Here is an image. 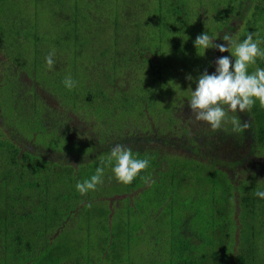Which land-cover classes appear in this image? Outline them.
Returning a JSON list of instances; mask_svg holds the SVG:
<instances>
[{
    "label": "trees",
    "instance_id": "16d2710c",
    "mask_svg": "<svg viewBox=\"0 0 264 264\" xmlns=\"http://www.w3.org/2000/svg\"><path fill=\"white\" fill-rule=\"evenodd\" d=\"M35 1L25 2L24 13L15 14L25 22V32H0V264H54L68 258L78 264L82 248L96 250V264H119L121 256L127 262L137 215L146 208L141 195L150 185L155 192L150 207L158 206L151 208V220L167 214L161 217L171 221L169 229H158L184 246L183 264H202L207 256L195 252L202 241L199 215L206 209L215 216L213 238L220 240L212 260L249 264L250 251L264 243V199L254 195L264 191V108L257 101L251 111L229 112V119L251 122L246 131L234 133L230 122L213 131L195 121L188 101L199 75L205 70L212 74L216 59L230 56L215 48L203 53L194 47L195 38L206 32L214 44H222L225 34L242 41L252 33L264 50L259 26L264 0H175L170 6L164 0H120V12L110 19L102 16L103 0H84L80 8L77 0L71 6L52 0L56 26L73 32L85 50L91 46L81 57L76 46L67 56L55 51L51 70L45 56L56 49L47 33L40 26L27 30L39 25L34 8L44 3ZM210 10L216 13L208 24L200 14ZM257 68H264V58L258 57L248 71ZM68 75L77 82L71 91L62 83ZM118 80L131 91L113 89L115 98H107L104 90L116 87ZM118 106L126 112H134L129 110L134 106L137 112L123 122L130 128L122 141L117 136L114 142L85 146L86 138L98 136L91 117ZM110 125L122 129L120 122ZM117 144L148 159L149 166L127 185L107 176V184L114 186L112 198L107 192L81 195L76 183L97 167L110 168L101 165V158ZM94 199L101 202L100 215L89 213L86 219L103 227L98 245L70 249L63 240L70 236L71 217L80 211V218L81 209ZM230 238L236 243L234 255L222 242Z\"/></svg>",
    "mask_w": 264,
    "mask_h": 264
},
{
    "label": "rangeland",
    "instance_id": "374dc122",
    "mask_svg": "<svg viewBox=\"0 0 264 264\" xmlns=\"http://www.w3.org/2000/svg\"><path fill=\"white\" fill-rule=\"evenodd\" d=\"M76 0H60L56 2L54 5H64L65 2L67 5H73V2ZM77 6L80 8L83 7V1L84 0H77ZM120 0H103L102 3L106 7V10L102 13V16L104 18L110 19L115 14H118L119 7L118 2ZM132 1V0H129ZM137 3H141L142 0H136ZM185 3H189V0H182ZM225 1V0H222ZM27 3H38L35 0H0V32H9L12 36H16L17 32H25V22L18 16H16V12L19 14L24 13V9H22V5ZM165 4L167 6H170V4H173L175 0H164ZM43 5H38L37 8H34L37 11V15L39 16V25L37 24H31L27 27L28 31H35L39 29L43 33H47V38L49 40V43L52 44L55 47V51L57 52L58 56H67V52L73 50V46H76L79 48L81 54L80 57L84 54H87L88 48L90 49V46L85 50L84 44L80 45L78 44L71 36L73 32H63L61 28H58L55 23H57L58 17L54 13L52 0H43ZM231 1L225 5L226 7H229L231 5ZM65 7V6H64ZM195 7V6H194ZM50 8V10L48 9ZM64 9V8H63ZM67 12V11H64ZM215 10L209 11L207 13L200 14V17L203 18V21L210 24V19L215 16ZM67 14L62 13L61 17H65ZM209 19V20H207ZM208 26V25H207ZM260 28L264 29V22H260L259 24ZM94 32H102L100 29H97ZM92 33V32H91ZM240 32H238L239 34ZM244 33V32H243ZM102 35L103 32L101 33ZM61 36V39H58V36ZM245 35H240V38H244ZM12 47V46H11ZM86 51V52H85ZM85 52V53H84ZM2 54V53H1ZM5 60V58L3 59ZM156 63V60H155ZM138 79V78H137ZM95 80H92L94 82ZM84 84L87 83V79H84ZM116 84V87L108 88L104 90L106 92L105 96L108 98H115L117 92L113 91V89H118L122 91L130 90L126 86V83L124 81L118 80ZM118 86V87H117ZM129 96V95H128ZM132 109L134 112H126L121 107H114L113 110L110 111H103L96 115L91 117L93 123H95V126L93 127L97 132L98 136H91L86 138L85 140V146H90L92 144L98 143V144H106L109 142H114L117 136L119 138L123 139L125 136V133L127 130H129V126L124 124L123 122H126L128 119H132L133 115L136 114V108L133 106L129 108V110ZM99 115V116H98ZM88 116V115H87ZM90 116V115H89ZM96 120V122H95ZM161 121V119H160ZM120 122V125L122 126V129H119L117 127H111L110 124L118 125ZM163 124V121H161ZM110 125V126H109ZM165 164V162L163 163ZM94 166L90 165L89 169L94 170ZM104 176H106V179L103 180V183L98 185L96 190L93 191L91 194H101L103 192H107L106 194L110 193L114 186L111 187V184H107V176L112 175L111 168H105ZM155 174V173H154ZM65 175H69L68 173H65ZM148 183H145L143 186H147ZM142 188V187H141ZM141 188H138L140 190ZM115 194L106 195V197H111ZM154 189L153 185H150L146 189H144V193L141 195L144 197V203L146 205V208L137 215V224L135 228V234H134V242L131 243L132 247L129 250L130 258L127 262H123L122 256L117 259L119 264H183L184 263V246L181 244L175 243V239L171 237L169 239V235L166 234L164 229L168 230L171 221L169 219L162 218L163 216H166L167 214L161 213V216L158 215L156 218H159L156 222L152 221L151 218L154 215L151 208H155L158 206H152L150 207V201H153L154 199ZM102 200V196L100 197ZM174 200L177 202L179 200V195H176L174 197ZM99 203L100 201H94L89 204L90 207L87 206L88 204H85L87 207H83L81 209V215L80 218L77 214L73 215L71 217V221L69 223V227L66 228L68 232L70 233L69 238L64 239L63 241L66 243L65 245L72 248H77L78 246L83 247L84 244H93L95 247L98 245L97 239V233L101 232L103 230V227L101 223L94 224V222H88L86 219V216L89 213H95L97 215H100V207ZM122 205V204H121ZM120 205V206H121ZM121 207H124L123 205ZM127 207V206H125ZM90 210V211H89ZM41 208H38V210L33 211V213L40 212ZM118 212V211H117ZM122 214L124 213V208H121ZM200 221H199V228L201 232L202 241L199 246V252L195 250L196 254L198 256H202L206 254V258L201 260L202 264H216L215 261L212 260L211 255L218 251L220 249V246L218 242L220 241L217 238H213V236H216L214 234L213 228L215 223V216L214 214L206 209L204 212L200 213ZM164 228V229H158V227ZM145 233V234H143ZM142 234L144 236H142ZM167 236V237H166ZM63 239V238H62ZM234 239L230 238L228 240H222L223 244L227 247V251L231 253L232 255L235 254V247L236 243L233 242ZM89 242V243H88ZM158 242V243H156ZM262 248H258L253 251H250V259L249 264H264V243L262 244ZM95 253H94V252ZM79 255L82 259L78 264H96L95 257H96V250H86V249H79ZM223 255H225V252H223ZM89 257V263H87L86 258ZM225 257H221L220 260H224ZM199 260V259H198ZM197 258H195V263L198 261ZM46 264H51L48 260H46ZM54 264H77L74 260L68 259H61L59 262H55ZM101 264V263H100Z\"/></svg>",
    "mask_w": 264,
    "mask_h": 264
},
{
    "label": "clouds",
    "instance_id": "9594fccd",
    "mask_svg": "<svg viewBox=\"0 0 264 264\" xmlns=\"http://www.w3.org/2000/svg\"><path fill=\"white\" fill-rule=\"evenodd\" d=\"M214 39L206 32L198 35L194 40V47L203 51L215 48L219 52L230 53V56H222L215 61V71L208 74L205 70L196 81L195 90L191 89L188 106L195 121H203L210 125L213 131L222 127L225 122H230L234 133H242L251 127V122L241 120L237 116L228 118V113L237 111L243 113L251 111L259 102L264 108V68H257L249 73L250 65L255 64L258 57L264 58V50L259 45L260 40H253V34L249 33L245 39L238 41L225 34L223 41L227 43L214 44ZM231 49V52H230ZM55 50L45 56L46 68L54 67ZM186 79L191 81V75ZM65 88L71 91L77 82L68 75L62 81ZM107 164L111 168L112 176L122 184H130L141 171L149 166L148 159H140L134 155L130 148L117 144L106 158H101V165ZM104 167H97L95 174L83 182H77L76 190L85 195L89 191H95L97 186L103 183ZM145 182L149 178L145 177ZM254 195L264 199V191L256 190ZM89 207L91 205H88Z\"/></svg>",
    "mask_w": 264,
    "mask_h": 264
}]
</instances>
